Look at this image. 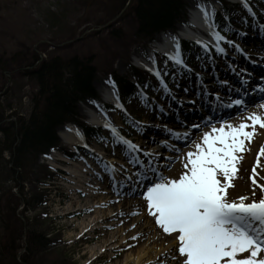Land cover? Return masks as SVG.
Returning <instances> with one entry per match:
<instances>
[{
    "label": "snow or ice",
    "instance_id": "6c2138e0",
    "mask_svg": "<svg viewBox=\"0 0 264 264\" xmlns=\"http://www.w3.org/2000/svg\"><path fill=\"white\" fill-rule=\"evenodd\" d=\"M242 6L254 16L247 0H243ZM198 7L204 14L211 39L195 41L202 52V55L196 57L197 60L211 62L213 53L216 56L227 55L222 45L243 55V49L218 30L214 11L210 13L202 6ZM233 34L240 37L246 35L238 32ZM172 41L174 51L171 54L164 53L162 68L154 55L148 57L152 66H145L156 78L158 87L150 82L137 84L134 98L143 107L150 108L154 115L158 113L160 117L173 116L175 122L188 131L181 133L167 126L160 128L134 119L122 103L115 81L109 78L106 83L113 89L111 111L119 112L124 124L142 137H146L148 131L155 128L165 139L157 141L153 138L147 143L157 144L161 150L145 151L146 144L139 145L127 139L122 133V126L113 123L100 104L96 106L106 117L103 127L109 133L104 137L103 143L105 147L112 145L113 154L119 155L125 163L117 165L106 162L87 143L83 147L102 167L104 175L95 173L97 179L107 180L109 188L118 197H142L141 206L146 204L147 215L153 218L163 235L173 237L177 242L173 248L160 254L164 259L158 257V264H166L169 257L174 264H264V183L257 181V169L262 166L260 157L264 156V145L257 153L256 164L249 177L253 186L251 199L245 195H240L236 200L229 199V189L234 186L233 181L237 178L243 153L250 150L249 145L258 129L264 131V76L253 87L249 80L243 78L247 75L244 70L237 74L235 69H231L233 74L240 77V87H232L224 81L221 88L227 89L229 94L234 93L235 98L229 95L227 102H223L217 94V103L213 105L208 102L209 90L197 75V95L200 97V111L204 114L197 116L196 122L185 123L190 117L184 115V119H180L184 102L179 103L178 109H172L176 96L165 78L171 77L179 88L177 76L191 73L192 69L183 58L178 38L173 37ZM169 63L172 68H169ZM183 90L186 93L189 91L188 88ZM149 91L155 95L149 96ZM157 100L168 101V111ZM189 103L193 105L195 112L196 101ZM250 103L261 111L242 116L238 124L225 119V116L232 115L228 110L244 112ZM221 110L222 114L217 115ZM204 128H209V131H203ZM193 131L201 132L198 141L192 139ZM181 146L192 150L181 155ZM164 151L170 155L165 156ZM177 160L183 164L184 171L178 178H169L165 175V170ZM257 190L260 193L258 198ZM119 215L123 216L125 213L121 212ZM132 227L135 228L136 225L133 224ZM131 239L135 241L137 236H132ZM128 247L133 245L129 244Z\"/></svg>",
    "mask_w": 264,
    "mask_h": 264
},
{
    "label": "rangeland",
    "instance_id": "374dc122",
    "mask_svg": "<svg viewBox=\"0 0 264 264\" xmlns=\"http://www.w3.org/2000/svg\"><path fill=\"white\" fill-rule=\"evenodd\" d=\"M114 7L112 0H0V57L8 56L6 54L19 53L17 51H23L21 57L23 61L22 63H18L22 64V66L14 68L10 66L9 70L4 71L6 82L8 81L6 90L0 96V108L5 110L4 114L9 115L14 113L15 116L11 117L13 119L14 117L15 119L20 117L27 119L32 110L31 97L36 92V82L27 77L15 75L16 71L25 69L23 68L27 62L25 59H28L25 53L29 54V58H32L33 52L36 53L39 49L45 51V54L43 53L40 55L46 58L55 56L59 53L64 56L73 53L82 57L89 55L94 60L99 70L95 78L97 82L105 81L106 78H108L103 72L104 62L106 61H113L117 73L121 75L128 73L130 71L129 65H131L132 60H129V62L128 59L122 57V54L125 53L122 42H125V39L124 37L115 36L118 34L115 32V29L118 28L116 26V21L104 24L112 20L109 12L111 8ZM257 7L259 10L264 9L263 4H257ZM259 10L257 11L258 15L264 14ZM86 11L89 12L88 17L85 14ZM251 18L252 16L248 19L247 23L242 24L240 27L241 30L246 31L247 26L254 22ZM125 21L128 23L129 18L126 17ZM146 49V46L142 44L131 46L128 52L131 56L130 59L134 57L133 54L137 50L145 54ZM195 62L196 61H194V63ZM208 64L207 62L198 63V65L203 67H206ZM163 65L164 62L160 63L161 68ZM0 86L3 87L5 85L1 83ZM97 94V100L86 99L79 102L78 109L81 116H83L84 113L80 111L79 106L84 102H101L99 93L97 92ZM128 109L135 119H140L144 113H148L139 101L137 103L132 102L130 106L128 105ZM254 111L255 109H250L247 112L250 113ZM260 111L261 110H257L255 112ZM239 122L240 120L233 124H238ZM61 129L62 128H60V130ZM124 130L128 133H133L134 131L131 127L127 126L124 127ZM200 135L201 132L194 135L193 140L198 141ZM106 136H108V134L103 131V135L95 140L96 143L103 148L105 147L103 140ZM149 136L155 135L150 134ZM2 137L3 136L0 134V140ZM256 137H258V139H255ZM88 145L90 148H93V140H91ZM261 145H264V131L258 129L257 135L249 145L250 150L243 153V159L238 165L239 172L237 178L233 181L234 186L229 189L230 200H236L240 196V177H243L246 183H248L247 178L248 175L251 174L253 168L251 166L252 161H256L257 153ZM71 147H73V145H71ZM107 148L113 149V146L109 145ZM189 150L192 149L186 147L181 155ZM53 157L57 158L56 153ZM53 157L50 155L45 157L40 156L39 159L35 161L33 168L31 170L28 169L29 173L27 174V178L29 183H27V187L24 189L25 192L37 185V179L40 176L39 171L43 169L40 163H48L53 168L57 169L59 164L54 162L52 159ZM8 159L9 153H2V155H0V164L4 165L3 162H6L7 165ZM261 160L260 162H262ZM263 164L264 161L261 167H263ZM99 166L100 164L98 167ZM183 171V164L181 161L177 160L165 170V175L169 178H178ZM5 177V174H0V186H2V181ZM66 179L67 180L57 175L53 178V182L47 187L48 193H45L48 195V207L45 209H48L50 219L46 223L47 226L44 225L42 230L54 229V232L50 231V235L54 234L58 244L52 248L54 250L52 253L53 255L46 257L42 256L39 260V264H68L71 259H73V264H122L127 257L134 259L138 253H142V251L146 249V244H141L139 247L126 248L118 252H113L110 249L114 246L113 245L108 246L109 250L103 257H99L95 261L89 259V250L92 247L99 246L98 241L101 239V231L100 228H98L95 233L89 232L86 235L82 234L83 231L81 230L82 227L80 224L82 221H88L85 220V218L87 219L88 213H70L68 216H61L62 209L68 205L69 197L67 192L68 187L71 186L69 180H72L69 176H67ZM6 186L7 189L11 188V192L20 195L18 192L19 187L16 188L15 182H13L12 179L5 181L3 187ZM258 197L259 196H257V198ZM144 206L146 207V204H144ZM22 208H24L23 205L18 208V211ZM73 210L74 208L71 211ZM43 211V208H37L36 211H33L28 207L26 213L31 220L35 214L38 212L40 214ZM152 221L154 222L153 218L152 220L150 219V223H152ZM159 230L160 229H157V231ZM2 238L3 229L0 227V241ZM119 240L125 241L122 237H120ZM167 242L174 243V246L177 243L174 241V238L170 236L164 241V243ZM149 245L153 248L156 246V244ZM157 245L159 246L160 244ZM153 250H155V248ZM96 251V253H98V250ZM116 253H118L116 257H113L112 261H110V258ZM144 264H149V261L145 260Z\"/></svg>",
    "mask_w": 264,
    "mask_h": 264
},
{
    "label": "trees",
    "instance_id": "16d2710c",
    "mask_svg": "<svg viewBox=\"0 0 264 264\" xmlns=\"http://www.w3.org/2000/svg\"><path fill=\"white\" fill-rule=\"evenodd\" d=\"M112 2L115 7L109 12L111 18L122 9L126 0ZM127 13L124 17H128L129 22L115 29L118 33L115 36L125 39L122 42L125 51L130 42H145L159 31L172 29L184 15V0H132ZM85 14L88 17L89 12ZM17 52L0 57L1 83L5 81V70L10 66H22L18 63L23 61V51ZM25 55L28 59H25L24 67L29 69L18 71L17 76L28 77L37 84V91L32 96V110L27 119L20 117L15 120L10 119L12 115L5 117L0 110V133L3 136L0 155L9 153L8 164H0V174L6 176L2 182L12 179L20 189V195H17L11 192V188L0 186V227L3 229L0 264H39L42 256L53 255L52 248L57 243L54 234H50L54 229L42 230L48 220L46 215L35 214L31 221L25 216L27 207L35 210L43 199L37 188L29 194L24 192L28 169L33 168L39 153L61 145L57 130L64 123L77 119L76 103L85 97H96L92 82L97 69L89 55L82 57L73 53L64 56L59 53L43 59L35 67L32 66L38 55L35 52L32 58L28 53ZM105 66L124 93L133 89L128 78L115 74L110 62L106 61ZM90 131L86 128V134L89 135ZM45 173L46 169L41 171L42 179L46 177ZM21 204L25 208L17 212Z\"/></svg>",
    "mask_w": 264,
    "mask_h": 264
},
{
    "label": "bare ground",
    "instance_id": "6f19581e",
    "mask_svg": "<svg viewBox=\"0 0 264 264\" xmlns=\"http://www.w3.org/2000/svg\"><path fill=\"white\" fill-rule=\"evenodd\" d=\"M235 1V0H232ZM237 1V0H236ZM210 13L213 12L217 6H215V1L211 0L210 2ZM214 7V8H213ZM201 9L195 7L194 0L188 1V12H187V22L179 25L178 33L182 37H191V38H197L200 36L199 26L200 24H203L205 22L204 15L200 13ZM260 27L264 28V15L262 17H259L254 22L250 23L246 31H251V33L256 34H262L264 32L260 31ZM172 33H165L158 35L155 40L153 41V46L157 48L158 46L162 45L164 41V37L168 36L171 37ZM255 35V34H254ZM241 38V37H240ZM243 41V48H245L248 51V58L244 60V57L242 58L241 62H245V64L251 62L252 60H259L264 63V42H261V45H257L253 42L251 39L250 34H248L241 38ZM134 59H138L142 56V52L137 50L134 54ZM223 69L219 72H211L208 70H205L201 75H203L205 78H209V81L212 83H208V85L211 87V89L220 90L221 84L217 82L219 79L218 77L224 76V75H230L233 79L236 77V75H232L229 72V68L227 67L226 61L223 63ZM219 64H216L218 67ZM240 66V65H239ZM241 67V66H240ZM239 67V70L242 68ZM106 66H104V69ZM219 68V67H218ZM264 73L263 68H259L257 74ZM207 74L209 76H207ZM229 76V77H230ZM109 79L106 78L105 81L102 82H94L95 88L99 92V95L101 97V102H91L86 101L82 105H80V111H83L86 118L88 119V122L92 125L101 126L103 127L105 123L106 117L104 114L100 111V109L97 108L96 104H100L103 106V108L106 110V104L113 102L112 97V87L107 84L106 82ZM182 86L177 88V91H181L182 93H185L182 91ZM162 101V100H160ZM163 103V101L161 102ZM83 107V108H82ZM107 111V110H106ZM108 113V117L112 119L113 123L117 124L119 126L120 122L117 121V116L113 113ZM187 116L190 117L188 122L191 120V115L187 114ZM242 115L234 117V120H240ZM163 119V120H162ZM142 123L152 126H160V128H163L164 126H168L172 129H180L181 125L175 122L174 117L172 116L170 119L165 120L164 117H160L158 114L147 113L143 117ZM154 121V122H152ZM104 128V127H103ZM155 133L156 136L150 137L149 134L146 137H142L137 134L135 131L134 134H132L130 140L133 141L136 144L139 145H147L145 149H151V150H157L158 145L153 143H147L148 140L155 139L159 140V138L165 137L159 133L156 132L155 128H152L148 131V133ZM59 136L62 137L64 140L70 143H79L82 141V137L79 134L78 129L74 125H66L63 129L59 131ZM255 139H258L256 137ZM261 140V139H260ZM257 144V143H255ZM183 147V146H181ZM101 150V149H100ZM161 150V149H159ZM183 150V149H182ZM104 152L108 158L109 163H115L117 165L124 164L125 161L120 159L119 155H114L113 151H111L108 148L104 149ZM101 151L99 152V154ZM167 155V154H166ZM165 155V156H166ZM262 157V162L264 161V156ZM256 164V161H252L251 166L253 167ZM253 169V168H252ZM89 170H93L92 173L87 174ZM72 174V182L74 184H71V186L68 187V205L62 209L61 216H68L70 213H88L87 222L82 221L80 226L82 227L81 230L83 231L82 234L86 235L89 232H96V229L100 228L101 234H100V240L98 241L99 246L92 247L89 250V259L95 261L99 257H103L105 254H107V251L109 250L108 246L111 247V251L118 252L119 250L126 249V248H132L128 247L129 244L133 245V247H139L141 244H146V249L142 251V253H138L134 259H130L127 257L125 261L122 264H144L145 260L149 261V264H158L157 258L160 257L161 259L163 257L160 256V254L167 250L174 247V243L167 242L164 243V241L167 239V235L162 234V230L157 231L159 229L154 222L150 223V218L147 215V212L145 210V206L142 207V197H125V196H119V197H113L111 195L112 191L107 185V180H98L95 173H100L101 176H103L102 169H96V167H91L90 165L87 166L84 162H79L73 169L69 170ZM244 171V169H243ZM259 175L257 176L258 183H264V164L263 167H260L257 169ZM252 174V172H251ZM250 174V175H251ZM250 175H248V183L243 179V177H240L241 179V192L240 195L249 196L251 199V190H252V182L249 179ZM260 193L257 190V196H259ZM74 208L73 211H71ZM125 213V215L121 216L119 213ZM129 213H135V215H131ZM115 214V215H114ZM138 215V216H137ZM121 220H123V223H121ZM135 224L136 227L133 228L132 225ZM94 228V229H93ZM155 230V231H153ZM132 236H137V240L133 241L131 239ZM122 237L125 239V241L119 240V238ZM149 244H156L154 247L155 250H153V247H150ZM157 244H160L159 246ZM158 246V247H157ZM98 248V249H97ZM98 250V253H96ZM147 250V252H146ZM88 253V252H87ZM118 253L114 254L110 261H112L113 257H116ZM146 256V257H145ZM164 259V258H163ZM166 264H174V262L171 260V258L166 259Z\"/></svg>",
    "mask_w": 264,
    "mask_h": 264
}]
</instances>
